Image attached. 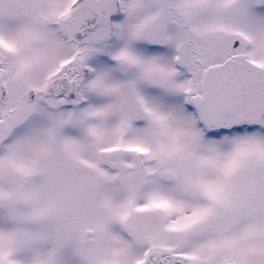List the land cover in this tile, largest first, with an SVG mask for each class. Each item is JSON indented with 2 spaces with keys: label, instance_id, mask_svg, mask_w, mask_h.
Segmentation results:
<instances>
[{
  "label": "snow or ice",
  "instance_id": "snow-or-ice-1",
  "mask_svg": "<svg viewBox=\"0 0 264 264\" xmlns=\"http://www.w3.org/2000/svg\"><path fill=\"white\" fill-rule=\"evenodd\" d=\"M0 264H264V0H0Z\"/></svg>",
  "mask_w": 264,
  "mask_h": 264
}]
</instances>
